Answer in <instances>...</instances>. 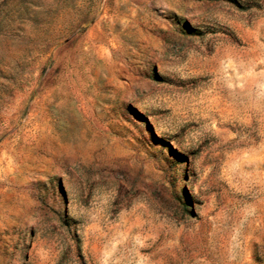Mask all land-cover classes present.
I'll return each mask as SVG.
<instances>
[{
    "label": "rangeland",
    "instance_id": "1",
    "mask_svg": "<svg viewBox=\"0 0 264 264\" xmlns=\"http://www.w3.org/2000/svg\"><path fill=\"white\" fill-rule=\"evenodd\" d=\"M0 264H264V0H0Z\"/></svg>",
    "mask_w": 264,
    "mask_h": 264
}]
</instances>
